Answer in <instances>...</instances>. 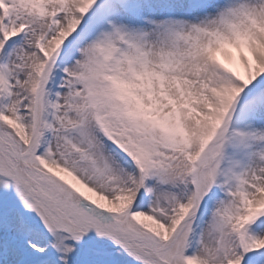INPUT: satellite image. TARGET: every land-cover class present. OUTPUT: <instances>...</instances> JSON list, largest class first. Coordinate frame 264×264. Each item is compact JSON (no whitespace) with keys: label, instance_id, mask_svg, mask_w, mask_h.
Here are the masks:
<instances>
[{"label":"snow or ice","instance_id":"1","mask_svg":"<svg viewBox=\"0 0 264 264\" xmlns=\"http://www.w3.org/2000/svg\"><path fill=\"white\" fill-rule=\"evenodd\" d=\"M0 264H264V0H0Z\"/></svg>","mask_w":264,"mask_h":264}]
</instances>
